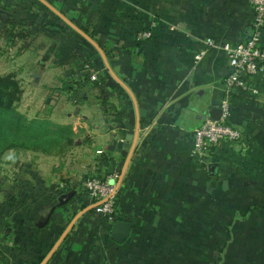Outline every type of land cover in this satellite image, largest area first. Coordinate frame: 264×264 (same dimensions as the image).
Listing matches in <instances>:
<instances>
[{
  "label": "crops",
  "instance_id": "0c3cea01",
  "mask_svg": "<svg viewBox=\"0 0 264 264\" xmlns=\"http://www.w3.org/2000/svg\"><path fill=\"white\" fill-rule=\"evenodd\" d=\"M253 19L251 0H0V28L22 33L25 49L45 41L54 67L63 69L60 55L68 44L89 49L91 70L101 73L103 83L63 70L56 95L75 94L82 101L68 113L71 121H57V112L55 123L71 125L75 133L86 128L96 160L89 174H120L116 222L131 223L129 238L137 241L187 239L191 224L205 222L207 193L222 190L232 175L221 168L232 163L231 154L264 159V72L231 101V123L244 138L221 143L212 160L195 148V132L212 106H222L231 72L226 53L205 41H246ZM144 31L151 37L141 40ZM201 50L206 53L197 62ZM209 164L217 165L215 172ZM89 203L76 222L93 216L108 228L88 212ZM61 237L49 244L42 264H55L49 260L67 235Z\"/></svg>",
  "mask_w": 264,
  "mask_h": 264
},
{
  "label": "rangeland",
  "instance_id": "374dc122",
  "mask_svg": "<svg viewBox=\"0 0 264 264\" xmlns=\"http://www.w3.org/2000/svg\"><path fill=\"white\" fill-rule=\"evenodd\" d=\"M9 29L0 28V75L12 74L20 85L17 110L30 119L47 118L55 123L58 112L57 121H71L68 113L80 107L82 97L58 96L54 87L61 86L58 78L63 70L81 79L92 75L89 49L76 46L77 42L65 46L60 69L54 67L55 55L51 46L45 47V41L25 49L26 40L19 32L12 35ZM99 79L97 76L95 81ZM73 119L83 125L79 117ZM86 136L84 128L74 134L71 146L64 147L44 142L2 152L0 144V264H42L41 257L51 251L49 244L66 231L67 238L50 263L264 264V159L247 152L231 154L232 163L221 168L230 169L232 175L221 181L222 190L207 193L205 222L191 224L187 239L166 242L128 238L119 244L101 220L83 216L76 222L81 207L94 202L84 188L86 179L96 176L88 173L94 150L86 143ZM53 207L51 220L41 226Z\"/></svg>",
  "mask_w": 264,
  "mask_h": 264
},
{
  "label": "built area",
  "instance_id": "2783aa9c",
  "mask_svg": "<svg viewBox=\"0 0 264 264\" xmlns=\"http://www.w3.org/2000/svg\"><path fill=\"white\" fill-rule=\"evenodd\" d=\"M254 11L252 33L248 40L241 42L218 43L212 38L206 39V46L222 49L229 60L231 72L226 79L227 95L222 103L223 114L220 120L208 118L195 132V148L201 152V158L215 157L217 147L221 143H238L244 138L243 132L234 127L230 121L231 101L234 93H246L249 81L264 72V0H251ZM150 31L140 35L141 40L151 37ZM206 53L201 50L195 55V60L200 61ZM98 73L91 75V80L97 79ZM214 155V156H212ZM120 174L112 171L102 178H88L84 188L94 197L95 211L98 215L107 216L114 220L118 214V194Z\"/></svg>",
  "mask_w": 264,
  "mask_h": 264
},
{
  "label": "trees",
  "instance_id": "16d2710c",
  "mask_svg": "<svg viewBox=\"0 0 264 264\" xmlns=\"http://www.w3.org/2000/svg\"><path fill=\"white\" fill-rule=\"evenodd\" d=\"M19 34L23 37L22 33ZM95 72L98 73L100 79L92 82L100 86L103 83V76L99 71L95 70ZM90 76L89 74V80ZM237 94L241 93H234L232 98ZM21 95L22 90L18 81L14 78V75H0V144L3 150L2 152L16 146H39L44 142L49 146L59 145L62 147L71 146L73 144L75 132L71 125L54 123L47 118L30 119L20 113L17 110V105L21 99ZM229 121L231 123V117ZM104 176L96 175L95 177L102 178ZM254 208L259 207L254 206ZM88 212L97 214L95 208ZM100 216L104 222H108L111 237V231L117 218L115 217V219L111 221L107 216ZM112 240L114 239L112 238Z\"/></svg>",
  "mask_w": 264,
  "mask_h": 264
},
{
  "label": "water",
  "instance_id": "95a60500",
  "mask_svg": "<svg viewBox=\"0 0 264 264\" xmlns=\"http://www.w3.org/2000/svg\"><path fill=\"white\" fill-rule=\"evenodd\" d=\"M223 114V109L220 106H212L208 112V115L211 119L213 120H220L221 116ZM217 168V165L212 164L210 165V170L211 172H215V169ZM75 191L72 192L71 195H74ZM90 209L95 208V204H93ZM88 210V209H86ZM46 223L44 222L41 226L45 225ZM73 223L71 224L72 227ZM132 230V224L129 222H116L113 226V229L111 231V237L117 241L119 244H122L125 242L127 238H129ZM67 232L64 233V235L61 237V240L67 235ZM60 240V241H61Z\"/></svg>",
  "mask_w": 264,
  "mask_h": 264
}]
</instances>
